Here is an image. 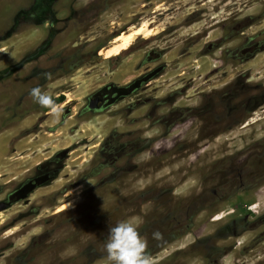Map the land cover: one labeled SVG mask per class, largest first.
I'll list each match as a JSON object with an SVG mask.
<instances>
[{"label": "rangeland", "instance_id": "1", "mask_svg": "<svg viewBox=\"0 0 264 264\" xmlns=\"http://www.w3.org/2000/svg\"><path fill=\"white\" fill-rule=\"evenodd\" d=\"M145 21L151 35L101 54ZM110 84L164 97V124H149L141 105L129 125L134 94L112 111L84 112ZM37 87L58 117L32 97ZM129 135L151 145L128 153ZM103 143L114 149L108 164ZM238 174L246 177L238 200L264 209V0H0V207L9 203L0 209V264H109L108 230L129 218L139 219L152 264H203L196 241L210 237L221 251L216 230L228 216H216L237 196L221 201L215 222L198 217L209 225L202 232L192 228V196ZM229 242L232 251L211 264H264L263 223Z\"/></svg>", "mask_w": 264, "mask_h": 264}, {"label": "flooded vegetation", "instance_id": "2", "mask_svg": "<svg viewBox=\"0 0 264 264\" xmlns=\"http://www.w3.org/2000/svg\"><path fill=\"white\" fill-rule=\"evenodd\" d=\"M40 11V10H39ZM39 15L38 9H36V5L26 11L24 16H28V19L34 20L37 19ZM21 17V16H19ZM19 21V19H17ZM45 24V23H44ZM48 26L51 28L52 23H47ZM149 83H146L144 85H148ZM145 91V90H144ZM143 91H139L137 87L133 86H122V85H108L104 87L103 89H100L94 93V95L90 96L88 98V103L86 107H84V112L85 111H93L95 113L103 114L109 111H112V106L115 104H118L117 99L121 97V94L125 93L126 95H136V99L132 98L127 102L126 107V114L128 116V121L129 125H133L134 123L137 122V119L139 118L137 115H134L136 110H138L141 105H146L148 106L147 111L145 115L148 117L150 121L149 124L152 125H163L164 124V112L161 111L164 107V97H159V96H152L148 97L146 96H141ZM120 103V102H119ZM173 105L170 107L169 111L167 114L171 116V118L176 117V115L180 112V109L176 104V101L172 102ZM175 106V107H174ZM172 108V109H171ZM207 110H212V106L209 105L207 106ZM48 111V110H46ZM183 111V110H182ZM178 112V113H177ZM184 114V113H183ZM175 119V118H174ZM168 122V121H167ZM166 122V123H167ZM173 123H167L168 127H170ZM167 127V128H168ZM133 129L128 128V131H132ZM206 140V139H204ZM203 140V141H204ZM202 142V141H201ZM151 143L150 141H144L141 140L140 137H135L132 138L128 137V147H129V152L132 153L135 150H139L141 148L150 146ZM199 145H202L201 143ZM115 148V146H113ZM113 148L110 143H103V146L99 149L101 153L107 156L108 159L107 164L109 163V160H111V156L113 153ZM99 152V153H100ZM130 155V154H128ZM131 158V155L128 156ZM211 175L210 173H208ZM254 178V177H252ZM225 180L222 181L221 185H219V188H216L215 190L212 189H204L202 193H195L192 196V201H191V222L192 223V228L195 231H201L207 228L209 225H206L202 223L201 225L197 224L198 217L202 214L205 213L207 214L208 221L210 223L215 222V217H213L217 211L221 209V201L227 200L228 196H237L236 197V202H235V208L231 211H227L223 213V216L221 218H226L225 223L221 229L216 230V234L218 236H221L223 239L222 241L225 242L224 245L221 247V251L218 253L215 250L216 255H214L213 252V247L212 243L210 242V237L206 238L204 240H199L196 241L197 243L195 244V247L198 248L200 251V259L203 264H211L213 260L215 261H221L224 259V255L230 253L232 249L235 246L234 241L233 243L229 242V238L231 237L233 240H237L239 237L245 235L249 231H255L259 225L263 223L264 225V209L262 207H259L257 209H253L252 204H244L241 201H239L240 195L242 193L240 190H244V185H245V180L246 177L245 175L238 174L237 176H227L223 178ZM227 179H234L233 181H229ZM233 188L231 191L230 189ZM247 188V187H246ZM218 190L220 192H218ZM244 204V207L247 206V209L244 210L245 208L242 207ZM256 206H259V203L255 204ZM256 213V214H255ZM259 224L256 226V224ZM203 229H200L202 228ZM199 228V230H198ZM213 230L210 231L212 233ZM207 234L202 233L200 236H198L199 239L201 237L206 236ZM259 240L255 239V241L250 240L248 246H244L246 251H253L255 248V243L259 242ZM253 242V243H252ZM244 260V259H242Z\"/></svg>", "mask_w": 264, "mask_h": 264}, {"label": "clouds", "instance_id": "3", "mask_svg": "<svg viewBox=\"0 0 264 264\" xmlns=\"http://www.w3.org/2000/svg\"><path fill=\"white\" fill-rule=\"evenodd\" d=\"M30 94L38 104L50 108L57 117L59 116L61 110L39 87L33 88ZM139 224V219L129 218L109 228L104 245L109 264H152L150 255L146 253L147 241L138 231ZM154 237L159 239L160 234L154 233Z\"/></svg>", "mask_w": 264, "mask_h": 264}, {"label": "bare ground", "instance_id": "4", "mask_svg": "<svg viewBox=\"0 0 264 264\" xmlns=\"http://www.w3.org/2000/svg\"><path fill=\"white\" fill-rule=\"evenodd\" d=\"M151 32V29L147 28V23L145 21L129 33L121 32L120 34L116 35L111 41V43H113L112 46L107 48H101L100 52L102 55H104L105 58L119 55L123 51H126L129 46H131V43L136 35H151ZM70 205L71 202H67L59 210L65 209ZM216 218H221V215H217Z\"/></svg>", "mask_w": 264, "mask_h": 264}, {"label": "trees", "instance_id": "5", "mask_svg": "<svg viewBox=\"0 0 264 264\" xmlns=\"http://www.w3.org/2000/svg\"><path fill=\"white\" fill-rule=\"evenodd\" d=\"M117 58H119V57H117ZM58 101H59V102L64 101V96H61V95H60V96L58 97ZM49 109H50V108H48V109H46V110H49Z\"/></svg>", "mask_w": 264, "mask_h": 264}, {"label": "water", "instance_id": "6", "mask_svg": "<svg viewBox=\"0 0 264 264\" xmlns=\"http://www.w3.org/2000/svg\"><path fill=\"white\" fill-rule=\"evenodd\" d=\"M8 205H9V203L8 204H5L4 206H1L0 209H3L5 207H7Z\"/></svg>", "mask_w": 264, "mask_h": 264}]
</instances>
